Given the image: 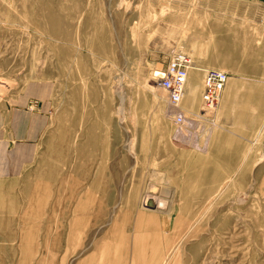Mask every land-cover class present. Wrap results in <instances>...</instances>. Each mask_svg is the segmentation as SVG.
<instances>
[{"label": "rangeland", "instance_id": "1", "mask_svg": "<svg viewBox=\"0 0 264 264\" xmlns=\"http://www.w3.org/2000/svg\"><path fill=\"white\" fill-rule=\"evenodd\" d=\"M0 264H264V0H0Z\"/></svg>", "mask_w": 264, "mask_h": 264}, {"label": "built area", "instance_id": "2", "mask_svg": "<svg viewBox=\"0 0 264 264\" xmlns=\"http://www.w3.org/2000/svg\"><path fill=\"white\" fill-rule=\"evenodd\" d=\"M193 61L186 53H176L171 58L166 70L160 74L158 85L166 93L168 103L179 107L185 97ZM201 100L207 107L215 106L225 90L229 74L222 70L205 72ZM181 122L180 118L177 119Z\"/></svg>", "mask_w": 264, "mask_h": 264}, {"label": "bare ground", "instance_id": "3", "mask_svg": "<svg viewBox=\"0 0 264 264\" xmlns=\"http://www.w3.org/2000/svg\"><path fill=\"white\" fill-rule=\"evenodd\" d=\"M195 69V68H194ZM158 74H160V73H156V75H158ZM203 83H204V80H203ZM188 85V84H187ZM187 87V86H186ZM186 89V88H185ZM186 91H187V89H186ZM186 93V92H185ZM201 102L203 103V101L201 100ZM204 104V103H203ZM205 105V104H204ZM211 107H213V106H211ZM173 111V110H172ZM174 113V111L172 112V114ZM173 115H175V114H173ZM187 124V123H186ZM188 124H190V123H188ZM186 129V128H185ZM185 134V133H184ZM154 190V189H153ZM153 190L152 189H150L149 190V192H153ZM155 191V190H154ZM157 200V199H156ZM152 201H151V199L148 201V203L149 204H151L152 205V203H151ZM162 202H164V201H160L157 205H156V207H159V208H163L164 207V203H162Z\"/></svg>", "mask_w": 264, "mask_h": 264}, {"label": "crops", "instance_id": "4", "mask_svg": "<svg viewBox=\"0 0 264 264\" xmlns=\"http://www.w3.org/2000/svg\"><path fill=\"white\" fill-rule=\"evenodd\" d=\"M187 92V91H186ZM182 111V110H181ZM180 109L174 110V114L177 116V113H181Z\"/></svg>", "mask_w": 264, "mask_h": 264}]
</instances>
